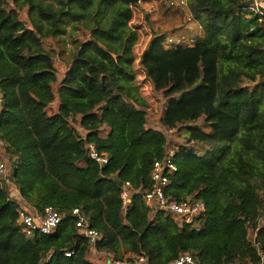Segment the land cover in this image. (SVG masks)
Here are the masks:
<instances>
[{
    "label": "trees",
    "instance_id": "trees-1",
    "mask_svg": "<svg viewBox=\"0 0 264 264\" xmlns=\"http://www.w3.org/2000/svg\"><path fill=\"white\" fill-rule=\"evenodd\" d=\"M143 1L0 0V264H170L185 254L264 264V16L245 10L247 0H186L201 37L164 48L181 8L157 1L162 25L138 65L165 101L160 130L147 126L134 69L130 22ZM88 144L108 156L105 167ZM170 151L176 171L164 196L201 201L192 222L144 202L153 163ZM47 207L61 216L55 231L27 235L18 210ZM75 208L96 242L77 228Z\"/></svg>",
    "mask_w": 264,
    "mask_h": 264
},
{
    "label": "built area",
    "instance_id": "built-area-1",
    "mask_svg": "<svg viewBox=\"0 0 264 264\" xmlns=\"http://www.w3.org/2000/svg\"><path fill=\"white\" fill-rule=\"evenodd\" d=\"M172 4H176L188 13L187 22L189 24L196 23L187 10L186 0H172ZM245 10L250 13L264 16V0H247ZM197 24V23H196ZM198 25V24H197ZM199 29L201 27L198 25ZM167 46L174 48L176 46H183L187 43L184 36L167 37ZM187 46V45H186ZM3 107V98L0 94V113ZM87 149L89 157L99 164L101 168L108 164V156L104 152H99L93 144H88ZM174 152L170 151L165 157L156 160L152 165L151 170V186L150 189L144 191V202L146 205H154L160 210H164L174 216L184 219L186 222H192L194 218L202 211H204V204L201 201L183 200L180 202L168 201L164 196V189L168 184V176L176 171V166L172 158ZM7 174L6 166L0 162V178L5 179ZM7 184H10L6 180ZM121 200L123 210L126 211L131 202L130 182L126 181L121 187ZM72 214L76 216V226L79 228L81 234L88 237L92 243L99 239V234L94 229L89 228L87 219L81 214L78 208L73 209ZM61 216L53 207H47L42 214L29 213L25 209L18 210V221L24 226L27 235L34 232L41 234H51L59 225ZM71 254L66 253L65 256ZM145 258L143 256L137 257L132 263L125 260H113L111 257L107 260V264H144ZM170 264H196L195 259L189 255H181Z\"/></svg>",
    "mask_w": 264,
    "mask_h": 264
},
{
    "label": "rangeland",
    "instance_id": "rangeland-1",
    "mask_svg": "<svg viewBox=\"0 0 264 264\" xmlns=\"http://www.w3.org/2000/svg\"><path fill=\"white\" fill-rule=\"evenodd\" d=\"M157 1L158 0H145L140 4L138 8H133V16L130 25L139 28V39L133 48V53L136 57V60L134 62V69L137 72L136 82L138 85H140L141 95L145 98L149 105V109L147 111V126L161 130L163 129V127L160 124V117L165 101L161 98L158 93H155L153 91L152 86L145 79L144 74L143 72H141V69L138 65L139 57L141 56L151 37V31L157 29L159 26L162 25L161 21H159L158 23L155 21L161 20L163 18V16H161V14L158 12L161 10L159 9V3ZM164 2L165 0L162 2L163 9L172 13V10L169 9L167 5L164 4ZM181 9L175 12L179 16L178 21L175 24L177 26L169 32L168 36L176 37L183 35L185 40H187V43L182 45L190 46L201 37L202 30L199 29L196 23L189 24L187 22L188 13L185 10ZM147 13H149V15H146ZM71 30L72 28L68 26L66 29L67 33L63 36L64 57L66 58L73 49V45L71 44V41L68 37V32H70ZM76 34H79V32L76 31L75 35ZM79 35L81 37V34ZM166 44L167 42L165 41L163 44L164 48H169ZM59 70L60 72H63V70H65V66L59 63ZM165 133L167 134L168 139L172 143H179L182 141L180 134L175 131H166ZM96 258L100 263L103 262V258L99 259V257L97 256Z\"/></svg>",
    "mask_w": 264,
    "mask_h": 264
},
{
    "label": "water",
    "instance_id": "water-1",
    "mask_svg": "<svg viewBox=\"0 0 264 264\" xmlns=\"http://www.w3.org/2000/svg\"><path fill=\"white\" fill-rule=\"evenodd\" d=\"M255 243H256V240H255Z\"/></svg>",
    "mask_w": 264,
    "mask_h": 264
}]
</instances>
